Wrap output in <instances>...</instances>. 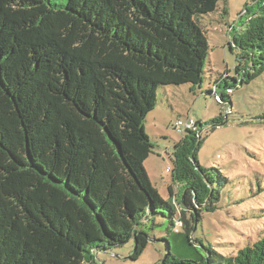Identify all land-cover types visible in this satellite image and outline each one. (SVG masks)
I'll use <instances>...</instances> for the list:
<instances>
[{"label":"trees","instance_id":"obj_1","mask_svg":"<svg viewBox=\"0 0 264 264\" xmlns=\"http://www.w3.org/2000/svg\"><path fill=\"white\" fill-rule=\"evenodd\" d=\"M226 1L0 0V264H95L131 241L138 261L145 221L168 215L190 240L191 201L219 210L230 179L201 167L203 126L194 120L173 147L169 172L185 199L169 186L164 201L144 167L154 149L144 122L160 89L202 87L203 17ZM245 16L229 42L239 51L235 75L208 92L219 105L264 73V0ZM207 251L197 262L169 250L159 264H264V236L229 256Z\"/></svg>","mask_w":264,"mask_h":264},{"label":"rangeland","instance_id":"obj_2","mask_svg":"<svg viewBox=\"0 0 264 264\" xmlns=\"http://www.w3.org/2000/svg\"><path fill=\"white\" fill-rule=\"evenodd\" d=\"M259 1L227 0L217 12L203 17L202 28L210 51L202 87L196 91L190 85L160 89L157 106L144 122L145 133L154 145L144 167L164 201L171 200L169 186L176 192L175 201L187 195L185 192L181 199L182 186L174 183L173 172H168L169 168L174 169L173 147L182 139L175 129L176 123L192 118L203 126L204 143L198 151L201 167L220 169L230 179L219 210L203 212L206 204L191 201L187 220L195 227L192 236L196 239L190 240L183 229L172 226L168 215H157L140 227L149 235V245L138 261L130 259L134 248L131 241L102 252L95 257V264H159L169 250L173 259L198 262L208 259V247L218 255L229 256L247 241L255 242L264 236V73L234 90L231 106L219 105L208 94L222 74L234 77L239 51H230L232 32L247 21L248 16L239 20L240 15L249 9L253 12ZM228 111H231L228 122L211 132L212 126L207 124L220 116L226 117ZM182 217L179 212L178 219Z\"/></svg>","mask_w":264,"mask_h":264},{"label":"built area","instance_id":"obj_3","mask_svg":"<svg viewBox=\"0 0 264 264\" xmlns=\"http://www.w3.org/2000/svg\"><path fill=\"white\" fill-rule=\"evenodd\" d=\"M194 128H195V121L192 118H188L186 120H179L175 125V129L177 130V132L181 134H184L188 131H193ZM169 171L170 169L168 170V172Z\"/></svg>","mask_w":264,"mask_h":264},{"label":"water","instance_id":"obj_4","mask_svg":"<svg viewBox=\"0 0 264 264\" xmlns=\"http://www.w3.org/2000/svg\"><path fill=\"white\" fill-rule=\"evenodd\" d=\"M227 122H225L223 125H225ZM170 253V252H169Z\"/></svg>","mask_w":264,"mask_h":264},{"label":"crops","instance_id":"obj_5","mask_svg":"<svg viewBox=\"0 0 264 264\" xmlns=\"http://www.w3.org/2000/svg\"><path fill=\"white\" fill-rule=\"evenodd\" d=\"M175 194H176V192H175Z\"/></svg>","mask_w":264,"mask_h":264}]
</instances>
